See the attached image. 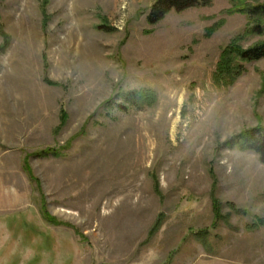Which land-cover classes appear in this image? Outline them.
<instances>
[{"label": "rangeland", "instance_id": "rangeland-1", "mask_svg": "<svg viewBox=\"0 0 264 264\" xmlns=\"http://www.w3.org/2000/svg\"><path fill=\"white\" fill-rule=\"evenodd\" d=\"M154 1L0 0V264H264V57L214 83L264 35Z\"/></svg>", "mask_w": 264, "mask_h": 264}, {"label": "trees", "instance_id": "trees-1", "mask_svg": "<svg viewBox=\"0 0 264 264\" xmlns=\"http://www.w3.org/2000/svg\"><path fill=\"white\" fill-rule=\"evenodd\" d=\"M233 4L234 12L243 13L247 16L248 24L246 34L264 35V0H229ZM211 0H155L147 16L150 24L160 22L165 16L175 10L181 12L191 7L209 5ZM215 27L210 29V33ZM234 41L224 48L217 70L214 74V83L218 86H226L233 83L242 73V65L235 64V61H249L264 57V40L256 42L248 48H243ZM128 100L139 101L140 103L151 102L153 96L146 90L130 92L125 94ZM237 143L242 149L253 150L259 155L264 163V127L258 126L251 130L242 132L237 137ZM30 171V168L27 166ZM43 215L48 220H54L47 211Z\"/></svg>", "mask_w": 264, "mask_h": 264}]
</instances>
